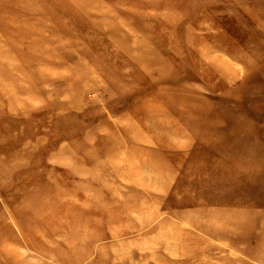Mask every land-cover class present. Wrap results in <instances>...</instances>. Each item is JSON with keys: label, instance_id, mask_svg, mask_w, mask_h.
Segmentation results:
<instances>
[{"label": "rangeland", "instance_id": "1", "mask_svg": "<svg viewBox=\"0 0 264 264\" xmlns=\"http://www.w3.org/2000/svg\"><path fill=\"white\" fill-rule=\"evenodd\" d=\"M0 264H264V0H0Z\"/></svg>", "mask_w": 264, "mask_h": 264}]
</instances>
